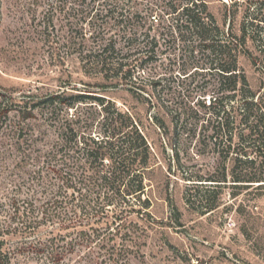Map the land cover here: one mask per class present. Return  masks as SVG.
I'll return each instance as SVG.
<instances>
[{"label":"rangeland","instance_id":"1","mask_svg":"<svg viewBox=\"0 0 264 264\" xmlns=\"http://www.w3.org/2000/svg\"><path fill=\"white\" fill-rule=\"evenodd\" d=\"M121 1L126 14L135 10L138 14L124 21L117 15L108 18L115 55L130 69L119 78L79 56L77 29L69 21L81 7L77 0H63L64 10L52 7L57 0H0V106L10 109L8 115H0V197L14 189L25 197L36 181L33 170L43 165L37 157L45 161L46 151L57 140L54 116L38 103H53L51 98L63 90L68 95L85 93V99L75 102L76 109L71 111L81 116L77 127L101 135L111 127L107 116L119 109L131 114L147 135L153 147L145 170L152 217L144 220L146 230L131 228V234L142 235L144 255L136 256V250H130V259H114L106 253V246L94 243L90 256L85 252L88 248L79 247L66 263L264 264V185H233V160H224L220 152L229 142L224 137L221 147L215 144L211 136L214 116L204 106L214 97H221L219 103L229 108L245 103L248 88L242 82L235 90L224 88L212 67L214 54L195 35L171 28L169 15L161 24L156 15H149L150 7L163 8L167 0ZM207 1L220 34L227 33L228 18H232L226 10L227 0ZM243 11L241 6L235 18L238 33ZM153 46V59H147ZM248 46L254 55L259 53L252 40ZM238 65L257 92L255 100L264 106L262 71L242 53ZM159 77L161 82L155 88L154 80ZM33 105L32 115L25 117ZM157 117L167 124V132L158 126ZM224 170L229 173L228 181L211 192L217 197L216 208L207 211L205 202L186 201L189 186L199 178H220ZM192 188L195 193L197 187ZM172 203L179 209V217ZM18 241L17 235L7 236L6 247L12 249ZM121 242L120 236L108 239V245L116 248ZM12 263L48 264L45 259L17 252Z\"/></svg>","mask_w":264,"mask_h":264},{"label":"trees","instance_id":"2","mask_svg":"<svg viewBox=\"0 0 264 264\" xmlns=\"http://www.w3.org/2000/svg\"><path fill=\"white\" fill-rule=\"evenodd\" d=\"M119 1L77 0L81 7L74 12L73 21H69L77 29L74 36L80 48L79 56L122 78L130 69H125V63L115 55L117 47L108 18L117 15L124 21V18L135 17L138 11L126 14ZM57 2L52 7L64 10L63 0ZM225 2L232 18H228L229 30L223 34H220L207 0H167L163 8L150 7L149 15H156L160 24L171 16V28L195 35L214 54L212 67L218 71L224 88L235 90L239 82L248 88L245 103L229 108L226 103H219L221 97H214L204 106L214 116L211 136L215 138V144L221 147L224 137L229 142L222 145L220 152H223L224 160H233L230 172L233 185L248 187L251 182H261L259 185L262 186L264 106L255 100L257 92L249 85L245 70L239 67L238 55L249 56L264 77V0ZM241 6L244 11L238 33L234 27ZM249 40L259 49L257 55L249 48ZM149 52L147 59H153L154 46ZM160 80L161 77L154 80L155 88ZM68 94L63 90L51 98L53 103H38L44 104L54 116L53 123L59 135L53 147L46 151L45 161L41 156L37 157L43 165L33 170L36 181L31 183L29 192L25 197H19L14 189L5 192L4 198L0 197V264H13L15 252L45 259L48 264H70L66 263L69 255L77 253L79 247H86L85 252L90 256L94 243L106 246V253L115 256L114 259L116 256L126 259L130 250H136V256L144 255L142 235L131 234V228L146 230L148 225L144 220L152 217V199L145 170L151 163L153 147L131 114L119 109L107 116L111 127L103 130L101 135L77 127L75 123L81 116L71 111L76 109L75 102L83 101L86 94ZM35 106L24 116L30 117ZM9 112L10 109L0 106V115ZM203 116L207 121L211 120ZM156 123L164 131L169 130L158 117ZM228 174L224 170L220 178H199V182L187 188L186 201L190 204L205 202L206 210H213L217 207V197L211 192L226 184ZM192 187H197L195 193ZM171 205L179 217V209L173 203ZM11 235L19 237L12 249L6 247L7 236ZM115 236L122 240V246L118 248L108 245V239Z\"/></svg>","mask_w":264,"mask_h":264}]
</instances>
